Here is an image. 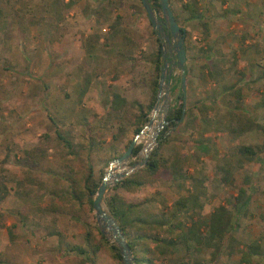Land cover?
Instances as JSON below:
<instances>
[{"label": "rangeland", "instance_id": "1", "mask_svg": "<svg viewBox=\"0 0 264 264\" xmlns=\"http://www.w3.org/2000/svg\"><path fill=\"white\" fill-rule=\"evenodd\" d=\"M219 1L168 0L172 15L184 32L186 46L184 65L188 73L180 96L183 115L164 134L167 141L159 150L166 159L165 168L145 178L138 188L115 190L127 201L139 203L138 210L143 213L169 212L175 199L187 198L177 217L182 225L197 219L204 221L219 205L230 207L224 202H233L244 176L264 194V165L258 158L250 162L240 158L239 162L234 153L238 144H260L264 133L258 129L232 131L242 127L246 119L264 124V79L256 78L264 71V0H248L254 19L250 25H235L234 20L218 18L223 13ZM65 3L71 4L66 8ZM103 3L107 0H0V60L12 68L3 71L0 67V193L6 191L0 199L2 264H90L68 250L73 245L84 246L88 229L93 242L98 236L94 214L86 200L67 205L62 198H54L52 202L63 210L48 212L45 208L51 203L50 193H58V187L63 185L56 179L57 173L89 174V181H97L112 157L123 152L134 135L138 105L144 108L151 98L153 80L157 89L159 71L156 79L149 59L151 53L161 49L162 41L155 40L144 12L138 9L139 0H111L108 12L97 16L96 10ZM193 9L196 17H190ZM115 15L121 17V24L112 33L109 23ZM234 15L229 17L233 19ZM245 38L249 41L246 49L250 59L245 55L246 49L237 53L238 40ZM209 53L212 57L207 60ZM237 54L243 57L242 61L237 60ZM170 76L179 77L178 68L173 66ZM163 83L167 89H162L156 107L152 106L156 113L154 108L147 113L148 119L153 111V123L135 143L141 145L142 152L120 166L113 165L111 173L121 175L156 145V137L167 122L156 133L155 127L179 96L177 90L171 91L172 83L167 78ZM236 87L240 90L239 99L231 94ZM113 92L124 99L117 111L110 106ZM237 104L240 109L234 108ZM187 112L197 117L198 132L187 134L183 130L182 121L189 118ZM53 123L69 133L75 146L81 145L77 147L78 156H57ZM45 134L49 135L48 140L43 139ZM90 137L95 146L88 153L85 150ZM196 141L207 145V151L198 150ZM31 147L46 150L42 165L51 173L36 169L34 176L42 185L19 188L15 181L23 173L14 159ZM6 155V162H2ZM176 167L179 175L170 179V169ZM222 168L230 170L233 185L221 181ZM200 170L203 180L197 181ZM113 184L103 195L114 192ZM263 213L264 196L251 195L245 215L231 233L238 243L264 239V226L259 225ZM52 229L61 234L60 243L58 236L48 234ZM221 242L214 260L203 247L192 249L190 260L197 264H236L237 255L227 250L229 239L224 237ZM176 251L166 253L165 260L177 263L182 250ZM94 264L116 261L99 248Z\"/></svg>", "mask_w": 264, "mask_h": 264}, {"label": "trees", "instance_id": "2", "mask_svg": "<svg viewBox=\"0 0 264 264\" xmlns=\"http://www.w3.org/2000/svg\"><path fill=\"white\" fill-rule=\"evenodd\" d=\"M148 1L150 3L151 9L155 13H157V17L161 19L160 8L157 0ZM107 3H103L102 5L98 6L96 10L97 16H103L108 12L107 9L108 7H110L109 5L111 4V0H107ZM70 4L71 3H65V7H69ZM138 9L143 11L141 5L138 7ZM190 13V17H196V10L193 9L192 11H190ZM120 18L121 17L117 15L112 17L109 23L112 33H115L119 30V25L121 24ZM153 33L155 34L154 30ZM182 34L184 35L183 31ZM155 40L159 43L160 39L157 37V35ZM49 42L51 41L49 40ZM183 47L186 51V46L184 45ZM211 54L212 53H209L205 58L208 60L212 57ZM149 60V62L152 64L153 71L156 73L157 79V71H159L160 67L163 65L164 57L161 55L160 50L158 49L154 53H151ZM167 60H170L169 57L165 58V61ZM0 63V67L3 71L12 70L9 65H4L3 60H0ZM187 73L188 68L186 67V65H184V75H187ZM256 78L264 79V71L257 75ZM167 80L172 83L170 87L171 91L174 89L177 90L179 94L177 98L178 102L167 109L164 118L165 122H167V125H165L158 133L156 137V145L153 146L149 151L146 162L141 168L130 173L126 177L120 179L117 183L113 184L111 186L112 190H114L113 193L107 196L103 195V205L105 209L117 222L132 252V263L173 264L172 261L170 262L168 259L165 260V255L168 252H170L171 254H176V249L180 248V250H182V257L178 259L177 263L175 264H197V261L195 262L194 260H190V257L193 254L192 249H197L198 247L208 249L210 259L214 260L216 254L222 247L221 241L224 239V237H227L229 239L227 250L229 254L235 253L237 255L236 264H264V239L262 237H258L257 239L248 243H238V241L231 234L232 231L238 226V220L245 215L250 203L251 195L257 194L258 196H264L263 193L258 192V189L255 185L250 184V178L248 176L242 177L241 184L236 187V193L233 197V202H224L227 205L231 204L230 207L227 208L225 205H219L207 215V218L204 221L197 219L188 225H182V222L177 218L180 215L181 210L185 208L186 203L188 202L187 198L178 197L177 199H175L172 203V206L170 207L169 212L160 211L159 213H155L147 211L143 213L142 211L138 210L140 206L139 203H131L115 191L118 188L124 190L138 188L145 183V178H149L155 175L160 169L165 168L164 166L166 163V159L161 156L159 149L160 146L167 141V138L164 136L166 130L168 129V127L175 126V122L180 118L182 108V105L180 103V96L182 94L179 85L180 78H174L170 76ZM151 87V98L149 99V102L144 106V108L141 105H138L137 114L134 116V135L142 129L143 124L147 121V113L154 104L156 80H153ZM239 91L240 90L238 87L233 89L231 94H233L235 99L240 98ZM123 103L124 99L117 93L113 92L111 94L110 106H112L113 110L117 111L118 108L123 105ZM261 106H264V99H262ZM234 108L240 109L241 105L237 104L236 106H234ZM153 111L151 113L150 119L152 118ZM187 113L188 114L186 115V117L189 116V118H185L182 121L183 130L187 134L198 132L199 125L196 120L197 117L192 113ZM199 116H201V114H199ZM199 119H202V117ZM52 125L54 128V144L55 146H57V156L60 158L64 157L65 155L73 157L78 156L79 151L77 147H81V145L76 144L75 146V143H73L68 132L60 130L55 123H53ZM250 129H258L259 131L264 133V124L259 123L258 121H253L251 119H246L242 127L238 128L237 130L232 129V131L241 133ZM48 138V134L43 135V139L48 140ZM130 140H128L124 145L123 150ZM94 146L95 142L93 141V138L90 137L85 151L89 153ZM195 147L200 151H207V145L199 143L198 141H196ZM140 149L141 145H134L131 150L130 157L136 158ZM46 153V150L42 147H31L23 149L21 154L22 156L16 157L14 159L15 163L21 167L23 173L22 178L15 181L16 187L25 188L29 185H42V183L34 176V171L38 169L43 172L51 173V171L47 170L42 165V161L47 158ZM121 153L122 152H120L116 156L120 155ZM234 153L238 156L236 160H239L241 158L246 162H250L255 158H258L260 164L264 165V157H262V155L264 156V139L260 144H238L234 148ZM7 158L8 156L6 155L5 159H3L2 162H6ZM239 162L241 161L239 160ZM222 172L223 175L221 176V181L229 186L233 185V178L230 170L228 168H222ZM169 174L170 179L177 178V176L179 175L178 168H171ZM56 176V179H58L59 181H63V185L58 187V193L57 191H53L52 193H50L49 197L51 203H49L48 207L45 208V210H47L48 212L63 210L61 207L56 205L54 201L52 202L54 198H62V202L67 205H69L71 201L80 203L82 200H86L89 208L91 207V200L100 181V178L97 181L91 182L89 181V174L83 175V173L72 171H60ZM202 180L203 170H200L197 181ZM201 186H203V184ZM5 192L6 191L3 190L0 193V199L3 198ZM65 200H67V202ZM259 225L264 226V213L259 216ZM6 230L9 234V240H12L13 234L10 232L9 227H7ZM88 230H86L84 233V246L73 245L68 250L74 251L75 253L79 254L84 260H87L90 264H94L97 251L99 250V248H104L108 256L112 260L116 261V264H122L117 248L112 243H109L95 227L94 230L98 236L93 242L92 237H90L92 233L90 232V230ZM48 234L58 236V243L61 242V234L58 231L52 229L48 232ZM106 234L110 238L108 232H106ZM191 246H194V248H192ZM168 249H170V251H168ZM153 253H156L157 256L152 255ZM160 256L164 260V262L161 261L162 259H159ZM0 263L2 264L3 261L0 260Z\"/></svg>", "mask_w": 264, "mask_h": 264}, {"label": "water", "instance_id": "3", "mask_svg": "<svg viewBox=\"0 0 264 264\" xmlns=\"http://www.w3.org/2000/svg\"><path fill=\"white\" fill-rule=\"evenodd\" d=\"M139 1L151 28L154 30L157 37L162 40L160 53L164 57V63L159 69L157 89H156V100L154 103L155 106L161 90L167 89V86L165 85V83L163 84V81L166 80V78L168 79V77H170L171 68L173 66L178 68V70L180 71L179 85H180V91L181 93H183L184 81H185V75H184L185 54L183 47V34H182V29L178 26L172 15V12L168 4V0H157L160 8L161 19H159L155 14V12L151 9L148 0H139ZM165 47L172 48V53L170 52L169 53L171 54L170 56H174V57L170 58V61L169 60L165 61L166 57H170L165 55ZM165 105H167L166 100H165ZM182 115H183V104L181 108L180 118L182 117ZM150 121L151 119L149 117L146 123H149ZM163 123H166L164 120V115L156 125L155 133L158 131V129L162 126ZM142 129L133 136V138L129 141V143L127 144V146L120 155L112 158L108 162L106 170L101 176L100 181L96 187V190L91 200V208L94 214V220L96 222L97 229L99 233L102 236H104L106 239H108V237L105 234L104 229L108 230L110 237L112 239L110 241L117 248L122 264H133L132 252L117 222L110 215V213L104 208L103 194L109 185L117 182L122 177L128 175L133 170H135L136 167H141L145 164L148 151H150L151 149L150 147L148 148L147 152L143 154V157L140 161L131 163L127 171H125L121 175L115 174L111 179H109L111 176L110 175L111 165L113 163H119L121 161L128 160V158L130 157L131 150L136 143L137 137L139 136V134H141ZM155 133L152 137V140L155 138Z\"/></svg>", "mask_w": 264, "mask_h": 264}, {"label": "crops", "instance_id": "4", "mask_svg": "<svg viewBox=\"0 0 264 264\" xmlns=\"http://www.w3.org/2000/svg\"><path fill=\"white\" fill-rule=\"evenodd\" d=\"M221 9L223 10L221 14L218 15V18L223 17L224 20H234V22L232 24L235 25H245L248 24L249 22L252 21L253 23V17L251 16L252 13L249 8V1L248 0H220L219 1ZM236 13L239 14L236 16ZM229 14H235L233 19L231 17H229ZM236 17V18H235ZM236 19L240 20L241 23L238 22V20L236 21ZM226 21H223L224 25H230V23L225 24ZM203 25H208L206 23H203ZM250 25V23H249ZM253 25V24H252ZM249 27V26H248ZM239 42V49H237V53H241L244 51V49H246L248 47V40L247 38H245L243 41L241 39L238 40ZM243 42V43H242ZM242 46V47H241ZM243 48V49H241ZM248 50L246 49V57L248 59H250V53L247 52ZM235 57H239V55L237 54V56L235 55ZM240 59L242 61L243 57H239L237 58V60ZM247 59V61H248ZM249 62V61H248Z\"/></svg>", "mask_w": 264, "mask_h": 264}, {"label": "bare ground", "instance_id": "5", "mask_svg": "<svg viewBox=\"0 0 264 264\" xmlns=\"http://www.w3.org/2000/svg\"><path fill=\"white\" fill-rule=\"evenodd\" d=\"M164 84V83H163ZM161 93H162V90H161V92H160V94H159V97H160V95H161ZM159 97H158V100H157V102H156V104L158 103V101H159ZM156 104H155V107H156ZM156 113V109L154 110V114ZM152 123H153V117L151 118V121L149 122V123H147L146 125H147V127L145 126L144 128L146 129V128H149L151 125H152ZM144 128H143V130H144ZM143 130H142V132H141V134L140 135H142V133H143ZM143 150V149H142ZM142 150H141V152H142ZM140 152V153H141ZM125 162H127V161H121V162H119V163H113L112 165H111V168H110V178L109 179H111L114 175H115V173L113 174V173H111V169H112V166L113 165H116V166H120L121 165V163H125ZM104 231H105V234H106V231L108 232V230H106V229H104ZM108 234H109V232H108ZM107 235V234H106ZM110 235V234H109ZM107 237H108V239L110 240L111 239V237L109 238V236L107 235ZM112 240V239H111Z\"/></svg>", "mask_w": 264, "mask_h": 264}, {"label": "flooded vegetation", "instance_id": "6", "mask_svg": "<svg viewBox=\"0 0 264 264\" xmlns=\"http://www.w3.org/2000/svg\"><path fill=\"white\" fill-rule=\"evenodd\" d=\"M169 52L172 53V48H170V47H165V55H166V56H170V55H171ZM173 57H174V56H170L169 59H170V58H173Z\"/></svg>", "mask_w": 264, "mask_h": 264}]
</instances>
